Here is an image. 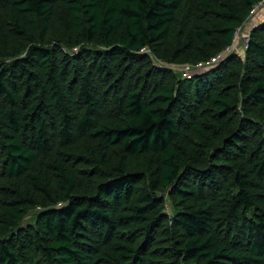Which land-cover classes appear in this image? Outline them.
<instances>
[{"label": "trees", "instance_id": "1", "mask_svg": "<svg viewBox=\"0 0 264 264\" xmlns=\"http://www.w3.org/2000/svg\"><path fill=\"white\" fill-rule=\"evenodd\" d=\"M264 0H0V264H264Z\"/></svg>", "mask_w": 264, "mask_h": 264}, {"label": "built area", "instance_id": "2", "mask_svg": "<svg viewBox=\"0 0 264 264\" xmlns=\"http://www.w3.org/2000/svg\"><path fill=\"white\" fill-rule=\"evenodd\" d=\"M260 13L262 14V17H261V19L258 20L256 17ZM259 22H264V1L261 2L260 4H257L256 6H254L249 21L246 23L244 28H241L236 32V35H235V38L233 41V45L231 47H228L223 53L219 54L217 57L213 58L212 60H210L206 64H199L196 66L184 65L183 69H182L183 78H186V79L191 78L192 77L190 74V73H192L191 71L196 72L195 70H198L195 67L199 68L198 71L209 69V68L213 67L214 65L218 64L220 61H222L226 56H228L231 53L236 54L241 60L244 61L245 60V52H246V49H247L248 43H249L250 29L255 24H258ZM248 23H249V27H247L248 28V31H247L246 26ZM189 67L195 68V69H191ZM187 71H190V72H187Z\"/></svg>", "mask_w": 264, "mask_h": 264}, {"label": "rangeland", "instance_id": "3", "mask_svg": "<svg viewBox=\"0 0 264 264\" xmlns=\"http://www.w3.org/2000/svg\"><path fill=\"white\" fill-rule=\"evenodd\" d=\"M261 17H262V14L260 13V14H258V16H257L256 18L259 20V19H261ZM255 20H256V19H255ZM249 23H250V22H249ZM249 23L247 24L246 28L249 27ZM247 31H248V28H247ZM173 68L176 69L179 73H181V75H183V71H182L183 66H178V67L173 66ZM189 68H191V67H189ZM195 68H197V69L199 70L198 67H195ZM195 68H191V69H195ZM198 70H195L196 72L191 71V72H192V73H190L191 76L193 77L195 74H200L201 72L203 73V71H204V70H202V71H198ZM187 72H190V71H187ZM197 72H198V73H197Z\"/></svg>", "mask_w": 264, "mask_h": 264}]
</instances>
